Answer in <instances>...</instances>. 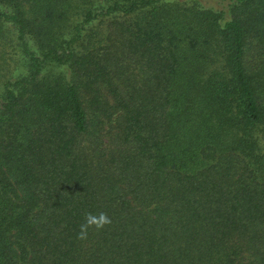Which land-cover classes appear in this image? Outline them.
Returning <instances> with one entry per match:
<instances>
[{
  "label": "trees",
  "instance_id": "trees-1",
  "mask_svg": "<svg viewBox=\"0 0 264 264\" xmlns=\"http://www.w3.org/2000/svg\"><path fill=\"white\" fill-rule=\"evenodd\" d=\"M0 264H264V0H0Z\"/></svg>",
  "mask_w": 264,
  "mask_h": 264
},
{
  "label": "clouds",
  "instance_id": "clouds-1",
  "mask_svg": "<svg viewBox=\"0 0 264 264\" xmlns=\"http://www.w3.org/2000/svg\"><path fill=\"white\" fill-rule=\"evenodd\" d=\"M111 223V217L106 212H87L84 215V222L79 227L77 239L86 240L88 238L90 229L100 231L105 226L110 225Z\"/></svg>",
  "mask_w": 264,
  "mask_h": 264
},
{
  "label": "rangeland",
  "instance_id": "rangeland-1",
  "mask_svg": "<svg viewBox=\"0 0 264 264\" xmlns=\"http://www.w3.org/2000/svg\"><path fill=\"white\" fill-rule=\"evenodd\" d=\"M203 1V0H202ZM205 1V0H204ZM207 3H209V2H207Z\"/></svg>",
  "mask_w": 264,
  "mask_h": 264
}]
</instances>
